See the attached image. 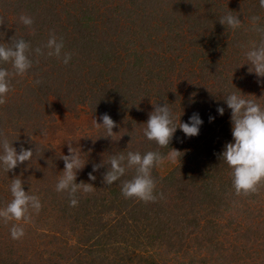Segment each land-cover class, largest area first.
I'll list each match as a JSON object with an SVG mask.
<instances>
[{
  "label": "rangeland",
  "instance_id": "rangeland-1",
  "mask_svg": "<svg viewBox=\"0 0 264 264\" xmlns=\"http://www.w3.org/2000/svg\"><path fill=\"white\" fill-rule=\"evenodd\" d=\"M203 2L213 14L206 23L244 7L249 8L244 16H258L264 27V9L255 0H0V42L10 43L15 35L30 42L33 62L23 77H10L11 90L0 105V133L17 152L21 145L34 152L31 161L6 172L9 182L0 181V186L8 183L0 189V208L12 200L9 186L16 177L30 194L47 185L57 192L65 168L60 157L69 155V143L80 150L85 164L76 182L94 187L90 193H77L78 205L66 204L65 212L60 206L69 198L63 192L59 206L57 195L52 196L44 212L30 213L29 223L0 219V264H264V182L255 193L235 194L232 169L218 152L234 142L231 117L224 120L214 106L212 112L208 108L200 113L210 105V93L217 98L226 89L264 109V78L249 72L245 55L261 35L246 26L243 10L235 12L242 25L220 33V38L227 37L219 45L214 44L217 33H211L214 26L208 31L183 26L184 40L192 44L164 39L162 32L153 35L156 22L165 25V13L178 10L174 17L185 20L187 8L194 13L192 7ZM21 14L34 20L31 28L19 21ZM52 33L63 40L62 56L71 54L69 64L47 56L46 48L44 55L36 54ZM202 35L204 48L199 49L196 40ZM0 67L13 71L10 62ZM213 72L230 80L207 84L209 94H202L200 81ZM201 96L208 106L201 101L196 112L203 120L200 137L189 138L178 126L189 121ZM165 103L177 131L169 146L161 148L143 129L154 105ZM103 114L117 125L112 138H105V130L94 123L102 124ZM208 145L217 148L213 154ZM171 149L180 156L152 169L156 202L122 195L121 185L133 178L135 169L126 168L111 186L103 183L107 166L93 172V165H107L112 155L159 151L167 156ZM201 166L214 177L200 176ZM186 168L192 173L182 176ZM90 172L95 181L89 180ZM14 224L24 228L20 240L11 238Z\"/></svg>",
  "mask_w": 264,
  "mask_h": 264
},
{
  "label": "clouds",
  "instance_id": "clouds-1",
  "mask_svg": "<svg viewBox=\"0 0 264 264\" xmlns=\"http://www.w3.org/2000/svg\"><path fill=\"white\" fill-rule=\"evenodd\" d=\"M260 8L264 9V0H259ZM232 11L219 19L220 24L232 30L238 29L242 22L239 16L233 15ZM258 16L251 17L253 31L261 35L259 44L253 43L250 50L245 55L251 67L250 73H255L258 77L264 78V27L258 25ZM19 21L26 27L31 28L34 20L21 14ZM3 18H0V23ZM47 49L46 55L62 58L65 65L69 64L72 56L70 53H63L64 43L62 38L58 39L54 33L50 34L49 39L43 47H37V55H44L43 49ZM31 44L25 39H16L12 37L10 43L0 42V63H11L13 69L9 72L6 68L0 67V105L6 103V96L10 89V77H23L29 69L32 68V60L29 58ZM39 84L41 81L37 80ZM243 94L231 93L225 98L227 107L231 110L232 137L234 142L227 143L220 159L232 169V185L237 196L255 193L257 186L264 182V109L251 99H246ZM219 115H224V108L218 107ZM99 124L94 119L97 127L105 130V138H112L116 134L113 129L117 127L115 122L108 114H103ZM210 122L214 117L209 118ZM203 120L198 113H193L188 122L179 123V129L189 138L198 136ZM144 136L154 141L159 147H168L170 141L177 131L174 123V117L167 103L164 106L154 105V111L149 114V118L144 124ZM46 135V132H42ZM131 143V142H130ZM8 138L0 133V167L5 172H11L19 165L31 161L34 152L31 149H25L21 145L19 152L12 146ZM69 155H62L60 158L64 161V171L58 178L55 185V191L66 192L71 207L78 205L77 193H90L94 187L90 183L81 181L77 183V172L85 164L81 160V152L78 148H73L68 144ZM180 152L171 149L167 156L159 151H149L143 155L139 152H127V155H112L107 162L93 165V172L99 171L101 167L107 166V171L103 174V183L111 186L114 182L120 180L125 175L127 169H135V175L131 180H126L121 185V193L125 198H136L145 203L156 202L157 196L154 194L156 182L152 177V169L158 167L165 159L175 161L180 156ZM126 162V163H125ZM89 180L95 181L96 176L89 173ZM12 200L3 208H0V219L5 224L9 221L29 223L31 221V212L39 213L42 204L38 196L25 192L24 182L20 177L12 179L10 184ZM161 198L163 194H160ZM10 235L13 240H20L24 237L23 227L14 224L10 229Z\"/></svg>",
  "mask_w": 264,
  "mask_h": 264
},
{
  "label": "trees",
  "instance_id": "trees-1",
  "mask_svg": "<svg viewBox=\"0 0 264 264\" xmlns=\"http://www.w3.org/2000/svg\"><path fill=\"white\" fill-rule=\"evenodd\" d=\"M256 3H257V5H256ZM249 5L252 6L251 4H249ZM255 5L258 8V6H259V0H255ZM178 6L180 8V5H178ZM203 6H205V3L204 4H196L194 7H192V8L195 9V12L194 13H192L191 7L186 6V7H188L187 8V12L185 13L186 19L183 20V18H181L183 20V22H182V20H179V18H175L174 17L176 11H178V10H175L174 13H172V14L165 13L164 15H162V18H161L162 21L165 23V25H163V27H160L161 24H159L158 22H156V24H155L156 27H155V31H154L153 35H156L158 37L159 35L162 36V33H163V35L165 36L164 39L173 38V40H175V41L176 40H179V41L183 40L182 41L183 43H188L187 40H184L185 37L182 34L184 32L183 26L192 27V28H201V29L203 28V31H208L209 29H211L210 26H214L215 32L214 31H211V33H213V34H216L217 33L216 34V37L214 36L215 37L214 44L215 45H219L220 43L224 42V40L227 37V35L226 36H222L221 38L218 35L220 33H223V34L225 33L226 34L227 31H228L227 34H229V30L231 28H228L227 29L226 26L220 24L219 21H215V20H212V21L206 23L208 21V18H210V19L213 18V14L211 13L210 8H208L207 6L206 7H203ZM242 10L244 11L243 13L241 12L242 15H243V17H244L243 18L244 23L246 24V26L248 28H250L251 26H253L252 25V21H251V19H249L246 16H244L247 13L246 10L248 11L249 8H247L245 10L244 7L243 8L242 7H235V8H231L229 11H232L233 12L232 14L235 15V12L242 11ZM202 11H204L203 14H202ZM229 11L227 12V14L229 13ZM179 12H181V11H179ZM144 19H146V18L144 17ZM179 23H181V24H179ZM146 25L149 26V28H150L151 21L149 19H148ZM178 26H179V29L172 32L171 29H174V28H176ZM182 30H183V32L181 33ZM245 30H247V29H245ZM166 32H168V36H167ZM203 39L204 38H203V35H202L200 38H198L196 40L198 42L199 46H200L199 49L204 48V47H202L200 45V41H203ZM188 44H192V43L189 42ZM184 50H185V48H184ZM186 51L189 52V53L191 52V50H189V49H186ZM228 78L227 77H224L222 74H219L218 72L209 73L205 77H202V79L200 81L201 84H200V87L199 88L203 90L202 94H205V95L206 94H209V92H207L208 91L207 90V84L209 85V87H212V86H214L216 84L215 83L216 80L224 81L221 84H225L227 80H230V77L229 76H228ZM230 82L231 81H228L227 82V86L230 85ZM236 92H237V90H236ZM231 93H233V92H228L227 89L226 90H223V91L220 92V94H219V96L217 98H214L213 94L210 93V95H208V97L210 99V102H211L209 106L205 102V98H204L205 96L204 97L201 96V98H199V100L196 101V103H194V109H196V110H193L192 112L193 113L198 112L197 110H199V106H200L201 101H204L205 102L204 103V106H208V107L202 108L200 110L201 111L200 113L206 114V112H207L206 109H208V108L212 112L213 106L215 107V111L216 112H217V108L218 107H223L224 108V115L222 116V118L224 120H226V117L227 116L231 117V110L227 107V104L225 102V98H226V96L228 94H231ZM238 93L240 94V90L238 91ZM224 125H226V124H224ZM224 125H222V127ZM218 130H219V128H218ZM199 137H200V135H199ZM225 138L227 139V135H226ZM208 146H209L208 152L211 151L212 154L217 149V148H214L213 149V147L210 148V145H208ZM218 152H219V155H220L222 153V150L219 148V151ZM197 172L199 173L200 176H206L207 177L206 179H208V180H210L209 178L214 177L213 176L214 174L210 173L209 170H206V168L203 169L202 166H201V168ZM189 173H192V171H187V168H186L185 169V172H184V174H182V176L188 175ZM4 176L0 175V177H1L0 178V181L3 179V182H9L10 179H8L9 176L7 175L6 172H5ZM197 178H198V176H197ZM197 178L194 180V183L197 180ZM7 184L8 183H5V184L1 185L0 186V189L3 188V186H5ZM47 186L45 187L46 190L45 189L44 190H41V191H39L36 194V196L39 197L40 202L42 204V208H41L40 212H44L46 210V208L48 207V205L51 204V202H52V198L51 197L52 196L57 195V198H56V201H55V205L59 206V204L61 203V198H60L61 195L60 194L63 193V192H59V193L58 192H54L53 193L52 189L50 187H47ZM34 195H35V193H34ZM45 203H48V204L46 206H44ZM61 204H64V205L60 206V207H62L63 212H65V205L66 204L70 207L69 200H65V202H62Z\"/></svg>",
  "mask_w": 264,
  "mask_h": 264
}]
</instances>
